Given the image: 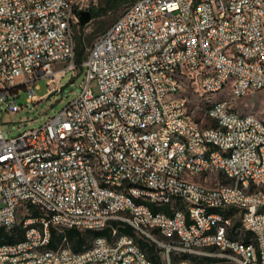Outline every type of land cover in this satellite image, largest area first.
Returning a JSON list of instances; mask_svg holds the SVG:
<instances>
[{
  "label": "built area",
  "instance_id": "obj_1",
  "mask_svg": "<svg viewBox=\"0 0 264 264\" xmlns=\"http://www.w3.org/2000/svg\"><path fill=\"white\" fill-rule=\"evenodd\" d=\"M89 2L0 0L5 110L36 106L75 75L74 27ZM81 66L63 107L17 134L0 128V225L24 230L0 243V264H156L117 227L80 250L66 237L49 245L52 227L111 220L157 244L163 264H264V119L207 96L264 89V0H134ZM198 85L202 114L188 98Z\"/></svg>",
  "mask_w": 264,
  "mask_h": 264
},
{
  "label": "rangeland",
  "instance_id": "obj_2",
  "mask_svg": "<svg viewBox=\"0 0 264 264\" xmlns=\"http://www.w3.org/2000/svg\"><path fill=\"white\" fill-rule=\"evenodd\" d=\"M106 0H90L87 9L90 10L91 7L103 6ZM131 3L126 1L120 4L117 8H111L107 12L101 13L86 23L78 24L74 27V38L78 35H81L85 40L91 38L90 42L86 45V52L88 51L91 43L96 39V37L102 33L109 25H111L124 11L125 7ZM83 25V26H81ZM60 63H55V67H60ZM84 78L83 66L78 65L77 71L74 75L72 70H69L60 80L59 86L60 89L57 90L49 99H46V95L37 102L34 106L33 102L29 103V106L24 111L18 112L16 114L11 113L5 110V102L0 101V128L5 133L6 136L17 134L19 131H22L26 128L38 126L45 116L52 114L55 110L60 109L64 106L66 102L71 100L81 89L80 85ZM39 88L35 89V93L40 96L47 91L46 78H41L38 81ZM93 88L96 89L95 82L93 83ZM196 92L191 91L188 94V98L191 100L190 104L199 105L200 107L196 109V114H202L203 99L205 93L204 89L197 86ZM29 91L22 89L20 95L17 97V102L21 104H27V96ZM179 95V94H178ZM178 95H173L170 97H179ZM208 97L216 99H227L229 105L238 112L241 113H255L261 118L264 119V89L251 91L248 94L238 97L234 96L231 93V87L228 86L219 93H214L212 95H207ZM34 118L29 122H24L25 119ZM200 181H203L208 184H215L216 178L210 176L207 179L203 177L197 178ZM26 209L22 208L19 213V218L23 216ZM236 221H239V218H235ZM58 231L64 230L65 228L56 227Z\"/></svg>",
  "mask_w": 264,
  "mask_h": 264
},
{
  "label": "trees",
  "instance_id": "obj_3",
  "mask_svg": "<svg viewBox=\"0 0 264 264\" xmlns=\"http://www.w3.org/2000/svg\"><path fill=\"white\" fill-rule=\"evenodd\" d=\"M126 1H134V0H106L103 6L99 7H91L90 11L92 12V17H95L101 13L107 12L111 8H117L120 4ZM83 26V25H81ZM91 38H87L85 40L81 35L75 37V52H76V63L77 65H81L83 60L86 58V44L89 43ZM151 208L154 211L163 210L166 213H171L169 205H162L156 206L154 204H150ZM229 210L228 213H230ZM239 221L235 222V226L239 225ZM114 227L118 228L119 233H127L131 234L135 237L138 241L140 246L146 251L148 256L156 263V264H163L162 263V255H161V248L149 240L148 238L140 235L138 232L134 230V228L127 224L122 223L117 220H111L108 226L103 229L93 230V229H80L76 227H67L64 230L58 231L55 227H52V237L50 242V247H57L59 242L66 237L69 244L74 250H80L85 246L89 245L91 240L98 235H106L109 238H112V230ZM23 227L21 223H17L9 228L0 225V243L1 242H8L13 241L15 239L21 238L23 236ZM250 232L244 231L243 238L247 241L250 239ZM187 255L184 254V257ZM177 259V256H174Z\"/></svg>",
  "mask_w": 264,
  "mask_h": 264
},
{
  "label": "water",
  "instance_id": "obj_4",
  "mask_svg": "<svg viewBox=\"0 0 264 264\" xmlns=\"http://www.w3.org/2000/svg\"><path fill=\"white\" fill-rule=\"evenodd\" d=\"M92 19V12L89 9L86 10H82L80 12V23L81 24H86L88 23L90 20ZM57 92V90H53L51 92H49L46 95V99H49L53 94H55Z\"/></svg>",
  "mask_w": 264,
  "mask_h": 264
}]
</instances>
